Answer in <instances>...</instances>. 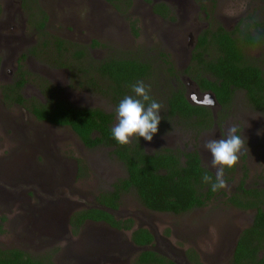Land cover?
Returning <instances> with one entry per match:
<instances>
[{
	"label": "rangeland",
	"instance_id": "obj_1",
	"mask_svg": "<svg viewBox=\"0 0 264 264\" xmlns=\"http://www.w3.org/2000/svg\"><path fill=\"white\" fill-rule=\"evenodd\" d=\"M36 1L38 10L47 16L45 29L49 36L47 41L53 36L58 37L63 31L69 36L73 33L71 38L84 40L83 47L89 45L90 40L95 42L89 46L90 49L87 48L90 51L86 52L84 57L70 54L72 52L70 50L60 61H57L56 54L40 55L39 53L29 55L25 60L24 65L30 68L27 69L29 76L38 74L47 78L70 105L97 107L109 111L114 114V127L118 120L111 101L78 87L74 80L75 77L78 79L77 74L79 78L85 75L89 63H95L108 56L133 57L138 54L137 56L148 60L152 66L143 82L146 86H150V96L162 105L160 113L162 119L158 125V132L151 141L143 138L146 149L159 151L165 147L175 151L196 150L202 155L203 166L215 174L216 169L210 165L211 153L204 148V143L209 139L222 138L229 126L237 127V134L245 139L246 150L240 156L232 174H228L225 168V176L230 177L226 180L227 187L220 189L204 207L180 215L152 212L144 209L135 193L129 191L122 195L120 207L115 213L117 217H131L134 228L148 229L154 236L151 249L172 257L177 264H189L184 258V252L188 249L195 250L204 264H227L237 236L250 224L253 215V210L239 209L230 205L226 200L227 196L234 193L238 182L244 177L248 187L264 188V112L253 108L244 92L237 90L223 114L221 111L215 112V117L207 127H198V121L195 119L167 118L165 99L169 92L181 83L186 94L192 93L187 80L180 79L182 73L175 74V72L193 65L192 62H195L193 54L198 37L205 33L209 40L205 51L207 56L211 58L217 56V49L210 38L211 32L219 25L228 31L247 29L250 32L255 42L245 46L244 59L257 65L264 73V0H162L171 7V24L168 23L167 18L160 15L151 18L154 13L150 11L149 6L156 0H76L74 4L71 0ZM9 2L10 0H0V17L6 13V3L9 5ZM33 9L24 5V10H30L31 15L35 13ZM24 17H28L27 12L24 13ZM93 21H98L100 24L95 33H90V23ZM161 31L165 34L164 37ZM33 32L32 26L27 21L25 47L37 42L41 43L43 40ZM18 54L19 50L14 58H19ZM165 55L169 60H165L167 58ZM4 62L5 66L0 69V73L15 79L18 74L15 61L4 59ZM58 62L63 66L57 65ZM169 62L173 67L168 65ZM38 91L31 82L25 87L26 94L36 97L38 102L45 100L37 97ZM188 99L192 100V98ZM195 99L203 100L201 97ZM2 102L0 98L2 119L7 117L11 122H22L33 135L38 133L32 138L33 141L44 139L49 163L52 167L53 163L59 165L62 173L66 171L68 175L65 183L68 187H64V191L60 188L52 190L48 188L41 180L45 176L38 167L46 163L44 156L36 153L33 147L18 148V154L12 156L15 152L16 139L7 134L12 133L9 132L10 129L0 128L1 200L11 199L13 190L18 189L15 188L16 185H19L22 188L19 190L22 191L28 189V186H34L42 193L45 192L47 200L65 198L74 201L76 207H81L92 203L97 191L108 189L110 183L125 176L123 165L112 156L108 148H85L68 127L37 122L24 109L7 106ZM207 106L212 108L211 105ZM33 130L36 132L33 133ZM64 165L67 168H63ZM53 172L57 177L59 171L55 167ZM18 178L24 179H20L24 182L17 180ZM1 179L6 180L7 183H3ZM19 194L16 201L22 202L24 196ZM11 211L19 213L17 207L11 209L0 204V215L6 217L4 227H7L3 233H0L6 236L4 244H20L33 258H41L44 262L49 260L52 264H131V259L128 263L127 254L119 259V263L116 259L112 260L113 257H108L109 254L90 263L87 262L88 259L77 255V261L73 259L67 261L65 256L68 240L65 237L64 227L57 232L55 244L47 241L46 248L33 246V243L29 244L24 236L20 235L17 226L13 228L8 225ZM63 212V210L58 212V222L64 221L61 219H64ZM26 214L35 215L31 208L30 211L23 213V220ZM104 229L103 225H87L82 233L72 240H78L86 246L87 235L100 237ZM51 234L55 232L52 230ZM117 238L128 244L129 232H125L124 235L115 233V239ZM73 251L74 247L72 253Z\"/></svg>",
	"mask_w": 264,
	"mask_h": 264
},
{
	"label": "trees",
	"instance_id": "obj_2",
	"mask_svg": "<svg viewBox=\"0 0 264 264\" xmlns=\"http://www.w3.org/2000/svg\"><path fill=\"white\" fill-rule=\"evenodd\" d=\"M237 30L239 35L219 25L211 32V43L217 49V56L211 59L204 56L209 41L206 33L199 36L193 54L197 62L196 69L188 68L184 72L191 76L202 91L213 92L222 109L228 107L236 88L246 92V99L253 108L264 112V73L257 65L244 59L245 46L254 43L255 39L247 29ZM149 69L147 63L135 58L98 64L97 73L100 78L106 80V84L107 79L111 81L105 84V91V86L101 88V92L112 96L107 99L111 101L114 110L125 96L135 95L131 86L137 81H144L150 73ZM171 93L165 99L167 118L195 119L198 127H207L213 120L208 107L187 100L183 87H176ZM51 102L48 107L39 102L32 103L31 111L39 119L69 127L87 148L100 145L111 147V153L123 163L126 172L123 178L111 184L110 189L102 190L94 197V206L75 211L70 219L73 223L89 220L118 229H130L131 219L120 221L111 214V210L118 208L121 194L130 189L135 191L139 202L146 208L175 215L204 207L220 191L211 190L215 174L202 165L197 151L182 152L164 148L149 154L144 150L142 137L133 139L131 144L121 145L112 135L113 113L99 108L69 106L60 98ZM226 169L228 174H232L234 167ZM205 174L212 178L211 182L203 181ZM225 177L226 180L230 178ZM226 200L239 209L253 210L252 221L236 238L228 264H264V188L248 187L244 177ZM131 240L137 246H148L154 238L148 229L140 227L132 232ZM185 255L192 264H202L194 250L187 251ZM0 264L52 262L41 261L14 249L0 250ZM136 264L174 262L160 253L146 249L138 254Z\"/></svg>",
	"mask_w": 264,
	"mask_h": 264
},
{
	"label": "flooded vegetation",
	"instance_id": "obj_3",
	"mask_svg": "<svg viewBox=\"0 0 264 264\" xmlns=\"http://www.w3.org/2000/svg\"><path fill=\"white\" fill-rule=\"evenodd\" d=\"M156 1H158V2H156ZM156 1L153 2L150 6H149V4H147L149 6L150 11H152L154 13L151 16V18L152 17H158L160 15L161 17H163L165 19L167 18L168 23L171 24L172 23V21H171L172 20V18H171V15H172L171 11L172 10L170 9L171 7L168 5V3H164L162 0H156ZM71 2H72V4H74L76 2V0H74V1L71 0ZM7 3H6V8H5L6 13H4V15L2 17H0V58H1L0 59V69H3V67L5 66L4 59H8L10 61H15V65H16V69H17L18 74H17V77L15 79H13L11 77H8V76L0 73V98L3 101L2 103L4 105L12 106V107H15L18 109H24L35 120H37V122L44 123V124H50V125L58 126V127H66L63 125L50 123V122L43 120V119H39L37 117V115H35L31 111L32 103L37 104L38 99H36V97H34V96H29L28 94H26L25 87L28 86L29 82H31L32 84H34V86L36 88H38L39 91H38L37 97L38 98H45V100L39 101V103L43 104L45 107L50 106V104L52 103L51 101L58 100V98L62 99V101L67 103V105H69V106H73V105H70L64 98H62L61 93L58 92V90H57V87L54 86V84H50V82L47 78H45L41 75H38V74H34V76L32 74L31 76H29L30 73L27 70L29 67L24 65L25 60L29 55L39 53L40 55H43V54L55 55L56 54L57 61H60L61 58L65 57V53H68L70 50H72V52L70 54H76V55L83 56L86 52L90 51V50H87V48L90 49L91 47H89V46L94 44L95 42H94V40H90V44L83 47L85 45L83 43L84 40L71 38V37H73V33L71 34V36H69V35L65 34L63 31L58 35V37L53 36L52 39L50 40L51 42L47 41V38L49 37L48 34L45 32L47 16L38 10V8H37L38 5H37L36 0H10V2H9L10 4L7 5ZM15 4H17V6H15ZM25 4H26V7H29V9L34 8L33 11H35V13L33 15L30 14V10H24ZM25 12H27V14H28L27 18L24 17ZM117 17H119V16H117ZM27 21L29 22L30 26H32V29L34 31L33 34L37 35L38 38L43 39L41 41V43L37 42L34 45H27L25 47L24 43H27V38L25 37ZM25 23H26V25H25ZM99 24H100V22H98V21L97 22L93 21V23H90V27H91L90 33H95L97 31V27L99 26ZM235 32L237 35H239L237 29L235 30ZM160 33L162 34L163 37L165 36V34L162 31ZM78 34H80V33H78ZM78 34H76V35H78ZM162 36H161V39H162ZM189 38H191V36H189ZM18 50H19V54L17 56L20 55V57L14 58V56ZM159 54H161V52H159ZM120 55H122V53H120ZM137 55L138 54H136L133 57H129L128 55L127 56H124V55L123 56H108V57H105L101 60L96 61L95 63L94 62L89 63L87 68H86L85 75H83L79 78V74H77L78 79L75 77L74 81L78 85V87H80V88L86 89V90L93 92V93H96V94H99L100 96H103L105 98H112V96L109 93H105V92L102 93L101 92V88H103L105 86L104 87V91H105L106 85L108 83H111V81H109L107 79L108 83L106 84V80H102L100 78L99 74L97 73L98 64L101 62H105V61L109 62V61H113V60H126V59H130V58H135L137 60H140V61L147 63L149 68H150L149 70H151L152 66H150L149 61L145 60V59H143ZM204 56L206 59H211V56L208 57L206 52L204 53ZM166 57L167 58H165V60H169L168 56H166ZM82 58H80V60ZM196 63L197 62H193V65H189L185 69H182L181 71H176L177 69L174 67V70L176 71L175 74L182 73V75H180L182 78L180 77V79L181 80L186 79L188 85L190 86V88H192L191 89L192 93L186 94V92H185V96H186L187 100L189 102H191L192 104H199V105L208 107L207 105H205L202 102L200 103L196 99H195L196 100L195 101L193 99V96H195V98H197V97L204 98V95L207 92H211V91H202L200 89V87L197 85V83L191 78V76L189 74H187L186 72H184L188 68H192L193 70H195L196 65H197ZM57 65L63 66V64H61L59 62ZM168 65L173 67L171 65V62H169ZM201 72H203V70H201ZM8 73H10L9 70H8ZM175 74H173V75H175ZM204 75L209 77V75L206 73ZM2 79H4V80H2ZM5 79H6V81H5ZM180 86L183 87L182 83ZM177 87H179V86H177ZM173 90H175V88ZM173 90H171L169 92V94L166 96V98H169L171 96V94H172L171 92ZM237 90L243 91L245 94V97L247 98L246 92L244 90L236 89V88L234 89L231 98L234 97V94ZM211 93H213V92H211ZM188 98H192V100H189ZM74 107L87 108V109L97 108V107H85V106H74ZM208 108L211 110L212 116L214 118L216 113L220 112V109H222V106L217 102V104L215 106H212V108H210V107H208ZM226 108L221 110L222 114L224 113ZM99 109H101V108H99ZM101 110L105 111L107 113H111V112L106 111L104 109H101ZM113 121H114V118H113ZM0 122H1L0 126L2 125V127H0V128L10 129L11 131H9V132H12V133L11 134L7 133V134L11 135V137H14L16 139V144H15L16 146L14 148L15 152L12 154V156L18 154V152H17L18 148L19 149H22V148L23 149H29L30 147H33L34 150L37 151L36 153L43 155L45 160H46V163L44 164V166H42V165L38 166L39 169L43 172V175L45 176L44 178H41L42 182L46 183V186L48 188H51V190L60 188L62 191H64V187H66V188L68 187V185L65 183V179H66L68 174L66 173L65 170L62 173L60 171V166L57 165L56 163H53V167H55L59 171V174L57 177L54 175L53 167L49 163L50 159H49V155H48V152H47V149L45 146L44 139H35L33 141L32 138H34L35 134H38V133H35L36 131L34 132V130H33V133H35L33 135L32 131L29 130L28 128H26V126L22 122L21 123L11 122L10 119H8L7 117H3V119H2L1 115H0ZM112 127H113V123H112ZM6 132H8V131H6ZM75 136H76L78 142L80 144H82L85 148H87L81 142V140L79 139V137L76 134H75ZM142 144H143V140H142ZM4 146H5V144H4ZM99 147L108 148L110 150V152L112 150L111 147H107L104 145L97 146L96 148H99ZM143 147H144L145 152H147L149 154H154V153L159 152L165 148L164 147L159 151H157V150L154 151L152 149H149V150L146 149V147L144 145H143ZM88 149H95V148H88ZM186 151H196V150H186ZM186 151H182V152H186ZM197 153L199 154L200 159H201V163L203 165L202 155L198 151H197ZM112 156L115 158V156L113 154H112ZM120 163L123 165L122 162H120ZM62 167L67 168L66 165H64ZM123 167H124V165H123ZM124 170H125V168H124ZM42 172H39V174H41ZM125 174H126V172H125ZM20 179L21 178H18L17 180H20ZM21 180H24V179H21ZM25 180H27V179H25ZM116 180H118V179H116ZM1 181L3 183H5V182L7 183L6 180L1 179ZM21 182H24V181H21ZM112 183H110V185H108V189H110ZM27 184H29V183H27ZM15 188H18V189L13 190V192H12L13 196L11 197V199H9L8 201L0 199V204L2 206H5L7 208L9 207L11 209H15L16 207L18 208L19 213L13 212V211H11L9 213L11 215V217L8 218L9 219L8 225L12 226L13 228L15 226H17L18 229H20V231H19L20 235L24 236V238L29 242V244L33 243V246L39 245L41 248H46V246H47L46 242L47 241H51V243L55 244L54 240H55V236H57L56 235L57 232L62 230L64 227L65 228L64 233L66 234L65 237L68 240L67 241L68 245L66 244L67 245L66 250H67L68 256L67 255L65 256L67 261H70L71 259L77 261L76 260V255H77L80 258L88 259L87 262L90 263V262H95V260L99 259L100 257L109 254L108 257H113L112 260L116 259L117 260L116 262L119 263V259L127 254L128 255L127 256L128 257V263L131 259V264H136V259L138 257V254L142 250L139 251L135 248L137 245H135L133 243V241L131 240V234L133 231H135L137 228H140V227H135V228L133 227V219L131 217L121 218V217H117V215H115V213L117 212V210L120 207L122 195L127 193V192H123L121 194V196L119 198V200H120L119 206L117 209L111 210V214L114 216V218L116 220L124 221L126 219H131L132 227L130 229H118L116 227L109 226L108 224L103 223V222H92L89 220H85L81 223H75V222L73 223L70 220L75 211L94 206V198H93L92 203H89L86 206L76 207L77 205L75 204L74 201H68L65 198L57 199L55 201L47 200L48 198L45 196V192L42 193L41 191H39L34 186H32V187L28 186V189L25 188L23 191L19 190V189H22L19 185H16ZM37 191H38V193H37ZM101 191H102L101 189L99 191H97L94 194V197L97 194H99ZM129 191H133L135 193V191L133 189H130ZM19 193L23 194V196H24V199L22 200V202L16 201V199L18 198L17 194H19ZM135 196L137 197L136 193H135ZM137 200H138V198H137ZM138 202H139V200H138ZM140 205L144 209L152 211V210L146 208L145 206H143L141 203H140ZM31 208L33 209V213L35 215L30 216V215L26 214L25 218L23 220V213L25 214L26 211H30ZM61 210L64 211L62 214L64 216V219L61 218L64 221L60 220L58 222V220H59L58 212H60ZM188 212H190V211H188ZM5 221H6V217L0 215V233H3V230H6V228H7V227H4ZM251 221H252V218H251ZM251 221H250V223H251ZM93 224L103 225L105 228L103 233H102V236L99 237L100 239H102L105 232H107L108 237L112 236V238H110L111 240H109L107 242L108 244L104 243V245H101L98 247H88L87 245L85 246L82 242H80L78 240H72L75 236H79L82 233L83 229L87 225H93ZM141 228H143V227H141ZM52 230L55 232V234H51ZM125 232H129V235H130V240H129L128 244L120 241L118 238L115 239V233H117V234L120 233V235L121 234L124 235ZM90 236L91 235L86 236L87 241H89ZM5 237L6 236L0 235V250L5 251V250L17 249V250L22 251L25 255L33 257L31 254L27 253V251L24 250L20 244L19 245H9V244L5 245L4 244V243H6ZM153 238H154V236H153ZM153 241L154 240H152L150 245L144 246V247H146L147 249H151L153 247L152 246ZM58 242H61V241H58ZM234 246H235V243L231 249V253H230V257L228 259V263L232 257V252H233ZM73 247H74V251L72 253ZM70 249H71V251H69ZM191 250H193V249H188L184 252V258L187 261V263H189V264H192V263L189 262V260L185 254L187 251H191ZM85 251H88L91 254L87 257L83 254ZM157 253H160V252L157 251ZM160 254L171 259L174 262V264H177L172 257H170L166 254H163V253H160ZM197 256L201 262V259H200L198 254H197ZM34 258H37V257H34ZM37 259L43 261L41 258H37ZM202 264H204V263H202Z\"/></svg>",
	"mask_w": 264,
	"mask_h": 264
},
{
	"label": "clouds",
	"instance_id": "obj_4",
	"mask_svg": "<svg viewBox=\"0 0 264 264\" xmlns=\"http://www.w3.org/2000/svg\"><path fill=\"white\" fill-rule=\"evenodd\" d=\"M134 96H125L115 109L118 123L112 128L114 139L121 145L131 144L133 139L143 137L151 141L158 132V125L162 119L160 113L162 105L150 96V86L143 81H137L132 86ZM195 99V96H193ZM203 103L214 106V102L205 95ZM235 125L229 126L222 138L209 139L204 148L210 151V165L216 169L215 182L205 174L203 181L211 182V190L216 192L227 187L225 168L238 165L240 156L246 150L245 139L237 134Z\"/></svg>",
	"mask_w": 264,
	"mask_h": 264
},
{
	"label": "water",
	"instance_id": "obj_5",
	"mask_svg": "<svg viewBox=\"0 0 264 264\" xmlns=\"http://www.w3.org/2000/svg\"><path fill=\"white\" fill-rule=\"evenodd\" d=\"M205 95H207L213 102H214V106L217 104V100H216V98H215V96L213 95V93H211V92H207ZM205 95H204V98H205ZM203 98V99H204ZM203 101L204 100H202V101H199L200 103L202 102L203 103ZM212 106V105H211ZM109 240H111L109 237H108V235H107V232H105V234H104V236L102 237V239H100L99 237H95V236H91L90 238H89V241H88V244H87V246L88 247H98V246H101V245H104V243H106V244H108L107 242L109 241ZM135 247V246H134ZM137 250H146L147 248L146 247H144V246H136L135 247ZM85 256H89L91 253L90 252H88V251H85L84 253H83Z\"/></svg>",
	"mask_w": 264,
	"mask_h": 264
}]
</instances>
